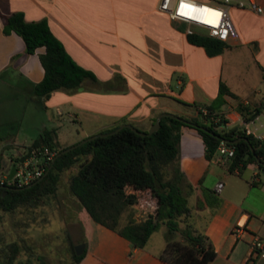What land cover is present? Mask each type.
Returning <instances> with one entry per match:
<instances>
[{
	"label": "crops",
	"instance_id": "0c3cea01",
	"mask_svg": "<svg viewBox=\"0 0 264 264\" xmlns=\"http://www.w3.org/2000/svg\"><path fill=\"white\" fill-rule=\"evenodd\" d=\"M257 1L263 7L260 13L229 8L236 34L223 40L226 46L221 52L210 54L188 40L187 23L160 10L159 0H0V82L11 78L20 90L34 95L33 84L44 75L40 54L45 47L27 53L18 33L3 32V17L16 10L27 20L45 18L72 58L96 75V81L84 79L76 87L57 88L46 98L34 96L37 108L27 119L34 135L18 146L27 148L43 129H54L59 145L69 146L124 122L148 129L161 112L192 116L195 103L214 99L220 80L233 93L226 94L222 104L227 126L239 124L240 103L262 105L255 85L244 92L237 89L247 85L241 79L238 45H250L262 78L264 65L256 56L264 36V0ZM231 11L250 13L257 20L235 22ZM194 29L206 34L199 26ZM65 130L69 134L64 135ZM180 161L193 185L189 196L199 213L197 224L205 228L216 249L208 264H264V257H251L250 247L254 234L264 238V182L258 165H246L254 168L250 182L241 175L244 167L229 171V159L220 158L217 151L206 158L202 136L190 126L182 127ZM220 180L223 186L215 192ZM255 186L257 203H245ZM203 188L219 198L217 206L206 203ZM199 198L202 207H197ZM74 224L73 239L83 242L85 250L75 264H168L159 256L167 242V226L162 237L155 236V230L145 246L132 247L128 238L95 221L86 210ZM236 225L243 226L241 234L234 233Z\"/></svg>",
	"mask_w": 264,
	"mask_h": 264
},
{
	"label": "trees",
	"instance_id": "16d2710c",
	"mask_svg": "<svg viewBox=\"0 0 264 264\" xmlns=\"http://www.w3.org/2000/svg\"><path fill=\"white\" fill-rule=\"evenodd\" d=\"M12 31L23 38L27 53L39 46L45 47L40 54L44 75L33 84L35 96L46 98L53 90L76 87L84 79L96 81L94 72L77 63L67 52L45 18L27 20L22 11H13L3 17V32ZM187 37L203 45L210 54L221 52L226 46L223 40L204 33L193 32ZM226 94L233 95L229 86L220 80L211 102L195 103L198 116L163 115L160 126L151 133L141 135L124 126L79 143L49 160L42 178L31 186H0V210L16 211L43 205L46 197L56 192L61 172L78 162L77 171L69 177V188L92 219L128 238L132 247L145 246L159 223H165L167 242L159 253L163 260L168 264H208L216 256V249L205 228L197 224L199 213L189 203L193 185L178 163L182 127H193L201 134L204 155L208 159L216 153L220 138L227 139L234 146L228 163L231 172L248 163H256L261 169L257 158L261 161L264 158L263 139L247 133L241 124L227 126L229 119L222 109ZM261 107V104L240 103L239 111L247 120ZM55 135L54 129H43L28 146L40 151L48 146L55 155L66 147L59 145ZM38 156L44 160L42 153ZM203 193L209 206H217L219 198L212 190L203 188ZM197 205H203L200 198ZM143 209H148L146 214L139 212ZM126 210L129 211L127 219L121 222ZM8 248L7 258L12 262L19 246L11 242ZM84 251L76 253L73 250L74 262L81 259Z\"/></svg>",
	"mask_w": 264,
	"mask_h": 264
},
{
	"label": "rangeland",
	"instance_id": "374dc122",
	"mask_svg": "<svg viewBox=\"0 0 264 264\" xmlns=\"http://www.w3.org/2000/svg\"><path fill=\"white\" fill-rule=\"evenodd\" d=\"M230 13L235 22L241 19L249 22L257 20L247 12L231 11ZM248 46L250 45L243 44L236 48L242 55L241 79L247 83V85L237 86V89L244 92L248 85H255L257 89H260L256 91V95L263 103L264 79L260 76V69L252 61V52ZM256 57L264 65V36L261 39V53ZM34 96L20 90L11 78L7 79V82H0L1 171L8 172L13 163L20 165L16 158L22 156L26 147L18 145L27 143L34 135L33 128L27 125V119L37 108ZM252 104L255 106L259 103L255 101ZM193 115L198 116L199 113L194 111ZM72 124L70 121L69 126ZM63 134L67 135L69 131L65 130ZM25 139L28 140L25 141ZM178 163L181 167L180 155ZM77 169L78 162L61 172L56 192L47 196L43 205L32 209L20 208L16 211L0 210V264H75L73 250L81 242L73 239L76 235L73 232L77 231L74 222L80 215L85 214L83 205L69 188V177ZM253 171L254 168L248 165L243 168L241 175L252 182ZM259 173L264 182V174L261 171ZM257 190L256 186L253 187L245 203H257L258 198L255 195ZM189 203H191L190 196ZM128 212L127 210L123 212L121 222L126 221ZM166 226L165 223H159L155 236L162 237ZM11 242H17L19 251L13 261L9 262L8 244Z\"/></svg>",
	"mask_w": 264,
	"mask_h": 264
},
{
	"label": "built area",
	"instance_id": "2783aa9c",
	"mask_svg": "<svg viewBox=\"0 0 264 264\" xmlns=\"http://www.w3.org/2000/svg\"><path fill=\"white\" fill-rule=\"evenodd\" d=\"M232 6L250 9L257 13L263 10L257 0H159L158 4V8L167 12L172 19L187 23L186 34L195 32L194 26H199L205 29L207 35L220 40H227L231 35L236 34L229 14V8ZM239 123L247 133L264 140V102L259 112L247 120L241 117ZM217 152L220 158L229 159L234 154V146L227 139L220 138ZM38 153L44 155L43 161L39 158ZM53 157L54 151L50 150L48 146H44L42 151L31 149L28 157L19 161L20 165H16L15 173L11 178L8 177L9 171L0 170V186L22 187L30 183L43 174L46 163L53 160ZM222 186L223 181H218L215 184V191H220ZM147 211L148 209H143L139 212L146 214ZM233 231L238 235L244 231V228L241 225H236ZM250 247L251 257H264V238L254 234L250 241Z\"/></svg>",
	"mask_w": 264,
	"mask_h": 264
},
{
	"label": "water",
	"instance_id": "95a60500",
	"mask_svg": "<svg viewBox=\"0 0 264 264\" xmlns=\"http://www.w3.org/2000/svg\"><path fill=\"white\" fill-rule=\"evenodd\" d=\"M163 115H169V116H174V117H177V118H182L180 117L179 115L177 114H174L172 112H161L160 114H158V116L155 118V120L152 122V124L150 125V127L147 129V130H140L138 129L135 125L131 124V123H128V122H124V123H121L119 126H117L116 128L112 129V130H108V131H103V132H98V133H95V134H92V135H89L85 138H82L80 139L78 142H75L69 146H66L65 148H63L60 152L56 153L53 157V160L61 153L75 147L76 145H78L79 143H82V142H85L89 139H93L95 138L96 136H104V135H107V134H110V133H113L117 130H119L120 128L124 127V126H128L130 127L131 129H133L134 131L138 132L139 134L141 135H144L146 133H151L153 132L154 130H156L159 126H160V118L163 116ZM31 152V148L30 146L27 147V150L26 152L19 157V161H23L26 157H28V155L30 154ZM257 161L262 165V168H261V172L264 174V161H261L259 158H257ZM15 170H16V164L13 163L10 167V170H9V174H8V177L11 178L13 176V174L15 173ZM44 174V173H43ZM43 174L38 177L36 180L22 186L21 188H26V187H29L31 186L32 184L36 183L38 180H40L43 176ZM83 247H84V243L81 242L79 244H77L75 246V252L76 253H81L82 250H83Z\"/></svg>",
	"mask_w": 264,
	"mask_h": 264
}]
</instances>
